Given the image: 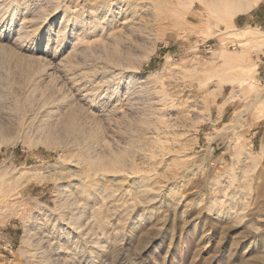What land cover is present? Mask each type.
<instances>
[{
	"label": "rangeland",
	"instance_id": "1",
	"mask_svg": "<svg viewBox=\"0 0 264 264\" xmlns=\"http://www.w3.org/2000/svg\"><path fill=\"white\" fill-rule=\"evenodd\" d=\"M226 6L0 0V264H264V0Z\"/></svg>",
	"mask_w": 264,
	"mask_h": 264
},
{
	"label": "bare ground",
	"instance_id": "2",
	"mask_svg": "<svg viewBox=\"0 0 264 264\" xmlns=\"http://www.w3.org/2000/svg\"><path fill=\"white\" fill-rule=\"evenodd\" d=\"M223 2H225V4L229 7V9L231 10V15L232 16H236V15H239V14H244V13H247V12H250L252 11L253 9H255L261 2V0H222ZM226 6V7H227ZM223 8V6H221ZM224 9V8H223ZM230 17V16H229ZM247 36H250L248 34H244ZM243 35V36H244ZM243 36H242V39H243ZM245 36V37H246ZM241 39V40H242ZM249 39V38H248ZM245 40V39H243ZM245 75V74H244ZM242 76V74H241ZM245 76H242V78H240L241 80H243ZM247 77V76H246ZM233 79V78H232ZM231 79V80H232ZM235 79V77H234ZM230 80V81H231ZM225 81V80H224ZM220 82V81H219ZM221 84H222V80H221ZM102 159L104 160H108L106 162H108V164H100L99 167H100V170L102 171H107L110 169L111 170H114L117 168V166L119 164H121L122 161H124L126 159V156L125 157H120L118 156L117 154H113V153H110L108 156H104ZM140 193V191H139ZM83 217V216H82ZM82 219V218H81ZM88 220V219H87ZM80 222V220H78ZM91 221V220H90ZM95 224V223H94ZM80 225V223H79ZM82 225V224H81ZM94 226V225H93ZM80 227L82 226H79L78 229H80ZM85 228V227H84ZM84 228H81V229H84ZM99 228V227H98ZM105 228V227H104ZM92 229V228H90ZM101 229V228H100ZM94 231V230H93ZM101 231V230H100ZM106 231V230H105ZM88 233V232H87ZM94 233V232H93ZM102 233V232H101ZM97 234V233H96ZM65 262V261H64ZM66 264V263H65Z\"/></svg>",
	"mask_w": 264,
	"mask_h": 264
},
{
	"label": "crops",
	"instance_id": "3",
	"mask_svg": "<svg viewBox=\"0 0 264 264\" xmlns=\"http://www.w3.org/2000/svg\"><path fill=\"white\" fill-rule=\"evenodd\" d=\"M256 18H257V17H256ZM252 20H253V18L251 17V18L248 19L247 21H248V23H252V22H251ZM253 22H254V21H253ZM261 58H264V54L262 55ZM262 63H264V62H262ZM228 107H229V106H226V107H224L221 111L218 112L217 115H220V116H219V119H221V120L224 119V116H225V114H226V111H227ZM2 235H5V234L3 233ZM8 235H11V236L15 235V231H13V229H12L11 233H8ZM11 247H12V246H11Z\"/></svg>",
	"mask_w": 264,
	"mask_h": 264
}]
</instances>
